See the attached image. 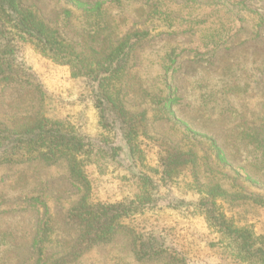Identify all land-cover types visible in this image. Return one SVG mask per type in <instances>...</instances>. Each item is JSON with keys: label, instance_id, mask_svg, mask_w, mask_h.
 Here are the masks:
<instances>
[{"label": "rangeland", "instance_id": "obj_1", "mask_svg": "<svg viewBox=\"0 0 264 264\" xmlns=\"http://www.w3.org/2000/svg\"><path fill=\"white\" fill-rule=\"evenodd\" d=\"M22 2L86 54L101 49L110 32L116 45L141 35L119 83L140 153L133 161L124 141L112 135L107 138L115 147L100 144L106 153L95 151L84 168L91 203L141 194L140 172L159 184L161 159L172 149H195L209 169L198 181L191 166L181 169L169 186L152 192L155 204L123 221L168 251L150 261L137 259L125 230L110 244L73 251L79 232L68 215L85 193L65 160L2 165L0 264H252L213 232L195 204L211 177L228 193L241 194L222 202L228 215L264 236V0H80L82 8L104 5L101 13L113 24L96 40L83 28L96 24L95 17H84L70 0ZM20 60L27 84L0 85V122L19 129L25 114L37 113L67 121L94 140L107 134L86 83L70 66L30 47ZM215 147L226 163L216 160Z\"/></svg>", "mask_w": 264, "mask_h": 264}, {"label": "trees", "instance_id": "obj_2", "mask_svg": "<svg viewBox=\"0 0 264 264\" xmlns=\"http://www.w3.org/2000/svg\"><path fill=\"white\" fill-rule=\"evenodd\" d=\"M79 1L70 0L73 9L81 10L84 17L93 16L96 19V24L90 28L83 27L90 38L96 40L102 32L112 29L113 24L101 13L104 5L96 3L92 8H82ZM66 14L72 16L69 10ZM140 36H129L125 42L116 45L110 32L105 35L101 49L93 47L90 54H86L81 44L77 48L51 27L37 8L25 7L22 0H0V85L27 84L21 76L20 52L30 47L58 64L70 66L73 77L86 83L89 99L99 116V125L107 133L102 132L94 140L67 121H52L37 113L28 118L29 114H25L23 118L27 122L19 129L0 122V166L42 161L51 165L65 160L71 178L84 191L85 195L68 215L71 227L79 232L73 249L76 254L110 244L120 231L125 230L133 238V251L138 260L163 258L168 252L163 245L156 243L152 236L146 238L147 235L126 228L123 221L140 214L148 205L155 204L152 192H158L159 187L169 186L181 169L191 166L197 181L202 171L209 169L195 149H172L161 159L159 184L150 175L140 172L138 180L143 189L134 198L112 204H93L87 199L90 187L84 168L95 151L106 153L100 144L115 147L113 141L107 138L109 135L114 141H124L132 159L135 153H140L136 146L134 123L126 118L132 117V114L123 104L120 93L122 84L119 85L128 73L131 53ZM214 149L216 160L226 163L223 151L218 147ZM135 166L132 164L131 167ZM199 194L200 199L195 207L206 218L213 232L236 245L242 258L249 263L264 264V236H256L247 224L240 225L234 221L222 204L224 201L232 203L242 199L241 194L228 193L222 184L211 177L202 183Z\"/></svg>", "mask_w": 264, "mask_h": 264}]
</instances>
